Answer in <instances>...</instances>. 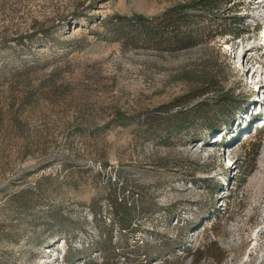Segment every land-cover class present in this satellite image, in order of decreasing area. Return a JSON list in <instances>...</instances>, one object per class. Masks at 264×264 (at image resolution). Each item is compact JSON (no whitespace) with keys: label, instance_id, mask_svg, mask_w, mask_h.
Masks as SVG:
<instances>
[{"label":"rangeland","instance_id":"rangeland-1","mask_svg":"<svg viewBox=\"0 0 264 264\" xmlns=\"http://www.w3.org/2000/svg\"><path fill=\"white\" fill-rule=\"evenodd\" d=\"M259 1L0 0V264H264Z\"/></svg>","mask_w":264,"mask_h":264},{"label":"trees","instance_id":"trees-1","mask_svg":"<svg viewBox=\"0 0 264 264\" xmlns=\"http://www.w3.org/2000/svg\"><path fill=\"white\" fill-rule=\"evenodd\" d=\"M215 5V3H214ZM198 5H195L192 8H196ZM207 10H213V5L204 6ZM188 7L180 8L179 11L176 13V17L170 13V11L166 12V14L163 15L162 19H159L157 23V27L150 28L148 22L141 17H136L133 20L130 19H122L125 22L120 23L123 26V29H120L117 33L119 35L120 41L123 42V44L129 45V43L132 44V46H136L138 41H144L146 44H152L155 47L158 48H167L173 47L172 45H176L177 47H191L194 44H196L197 40L190 34H185L183 31H180L182 28V25H188L190 23V20H192V17L188 18L185 15L187 12ZM189 10H192L189 8ZM244 24V21L240 23L241 25ZM138 25L141 26V29L138 28ZM126 26H129L131 31H125ZM246 28H243V33L246 32ZM240 31V30H239ZM227 32V31H226ZM137 35H136V34ZM243 33H234L235 37H240L243 35ZM222 35H225V33L221 32ZM136 35V36H135ZM126 193L123 194L125 200ZM110 200L112 203L113 208V214L115 217L119 219V225L121 228L125 229L126 225L129 224L131 221V215H130V207L128 206L127 200H118L117 198L110 196Z\"/></svg>","mask_w":264,"mask_h":264},{"label":"built area","instance_id":"built-area-1","mask_svg":"<svg viewBox=\"0 0 264 264\" xmlns=\"http://www.w3.org/2000/svg\"><path fill=\"white\" fill-rule=\"evenodd\" d=\"M258 12L260 15H262V17L264 16V0H260L258 2ZM259 35L263 36L261 38L263 39L262 44L264 45V33H263V31H260Z\"/></svg>","mask_w":264,"mask_h":264},{"label":"bare ground","instance_id":"bare-ground-1","mask_svg":"<svg viewBox=\"0 0 264 264\" xmlns=\"http://www.w3.org/2000/svg\"><path fill=\"white\" fill-rule=\"evenodd\" d=\"M263 20H264V16H263ZM264 22V21H263ZM258 96H260L261 97V99H264V95L263 94H261V92L259 93V95Z\"/></svg>","mask_w":264,"mask_h":264}]
</instances>
